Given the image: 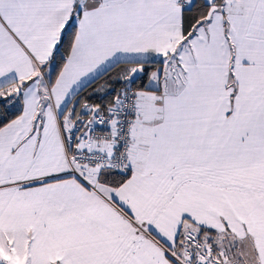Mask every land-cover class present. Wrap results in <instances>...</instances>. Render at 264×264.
<instances>
[{
	"label": "snow or ice",
	"instance_id": "6c2138e0",
	"mask_svg": "<svg viewBox=\"0 0 264 264\" xmlns=\"http://www.w3.org/2000/svg\"><path fill=\"white\" fill-rule=\"evenodd\" d=\"M0 264H264V0H0Z\"/></svg>",
	"mask_w": 264,
	"mask_h": 264
}]
</instances>
